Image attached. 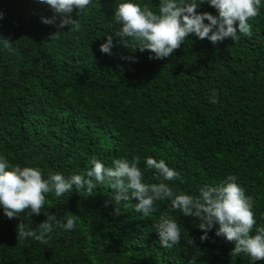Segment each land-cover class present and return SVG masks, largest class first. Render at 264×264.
<instances>
[{
	"label": "trees",
	"instance_id": "1",
	"mask_svg": "<svg viewBox=\"0 0 264 264\" xmlns=\"http://www.w3.org/2000/svg\"><path fill=\"white\" fill-rule=\"evenodd\" d=\"M122 2L92 0L74 9L80 30L66 26L57 37L41 20L56 15L48 5L0 0V156L39 168L45 179L84 173L93 158L112 167L115 159L138 157L144 182L158 183L145 166L152 157L180 173L165 181L174 192L192 196L234 176L253 201L254 235L264 226V0L249 21L250 37L214 45L189 35L164 59L141 52L138 41L121 43L113 17ZM130 2L157 12L160 0ZM197 12L218 15L207 3ZM107 36L110 55L100 51ZM213 90L217 103H210ZM113 195L107 184L91 196L47 193L40 215L11 220L0 208V264H264L232 255L234 244L215 235L217 226L202 242L199 219L171 209L169 200L156 201L145 216L134 210L135 198L116 205ZM43 212L61 223L74 216L76 228H54L47 244L17 238L19 223L39 231ZM163 215L181 228L172 249L160 246L156 233Z\"/></svg>",
	"mask_w": 264,
	"mask_h": 264
},
{
	"label": "clouds",
	"instance_id": "2",
	"mask_svg": "<svg viewBox=\"0 0 264 264\" xmlns=\"http://www.w3.org/2000/svg\"><path fill=\"white\" fill-rule=\"evenodd\" d=\"M48 5L56 14L51 18L42 17V23L54 25L58 30L51 36L62 34L59 29L70 26L73 31L80 30L78 19H73L74 9L79 12L88 7L92 0H38ZM207 3L216 9L218 15L208 12L198 13L199 5ZM262 0H160L158 11L149 6L137 3H119L114 11V20L121 25L116 33L122 44L131 41L139 42V50H148L155 59L169 57L179 49L189 35L198 39H207L212 44L222 42L225 38L236 41L241 35L250 37L252 26L249 23L259 15ZM2 16V14H0ZM57 16L59 21L57 22ZM207 21L208 23H205ZM113 37L107 36L106 42L100 45V51L111 54ZM217 93L212 92L210 103H217ZM92 167L84 173L65 177L62 173H50L45 179L41 170L35 167L11 165L0 156V208L9 219L18 218L21 214L40 215L45 205V194L55 193L61 197L66 193L86 191L89 196L98 184H107L114 191L112 202L116 205L135 198L134 210L147 216L153 212L156 201L169 200L171 209L177 210L185 217H196L197 225L203 231L200 240H208V232L216 227L215 235L224 237L234 244L232 255L245 253L253 262L264 261V226L252 230L256 225L253 201L245 195L244 189L235 182L234 176L215 185H205L199 189L198 196L177 194L165 181L182 179L180 173L170 168L164 160L147 157L145 166L154 170L158 183H145L144 174L139 167V158L129 161L119 158L112 161V167L93 158ZM115 214L120 209L115 207ZM47 219L38 226L39 231L26 230L23 223L17 225V238H32L47 244L54 228L66 231L76 228L75 217H66L61 223L55 214L43 212ZM159 244L172 249L181 243V228L176 220L168 215L160 217L155 225ZM16 228V229H17ZM187 243L194 244L189 237Z\"/></svg>",
	"mask_w": 264,
	"mask_h": 264
}]
</instances>
